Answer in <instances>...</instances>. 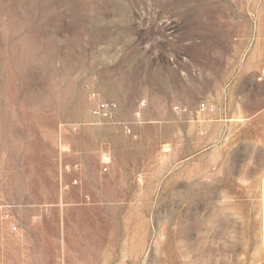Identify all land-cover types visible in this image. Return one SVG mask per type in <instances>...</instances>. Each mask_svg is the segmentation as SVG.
Segmentation results:
<instances>
[{
	"label": "rangeland",
	"instance_id": "1",
	"mask_svg": "<svg viewBox=\"0 0 264 264\" xmlns=\"http://www.w3.org/2000/svg\"><path fill=\"white\" fill-rule=\"evenodd\" d=\"M0 264H264V0H0Z\"/></svg>",
	"mask_w": 264,
	"mask_h": 264
},
{
	"label": "built area",
	"instance_id": "2",
	"mask_svg": "<svg viewBox=\"0 0 264 264\" xmlns=\"http://www.w3.org/2000/svg\"><path fill=\"white\" fill-rule=\"evenodd\" d=\"M91 99L95 101L94 105L91 108L92 114L95 118L99 120H107L114 117L117 104L110 100H103L100 98V95L96 91L90 93ZM202 107H208L206 103L202 104Z\"/></svg>",
	"mask_w": 264,
	"mask_h": 264
}]
</instances>
